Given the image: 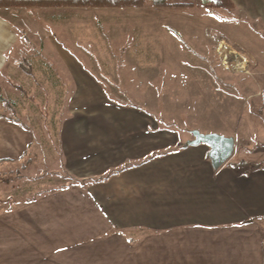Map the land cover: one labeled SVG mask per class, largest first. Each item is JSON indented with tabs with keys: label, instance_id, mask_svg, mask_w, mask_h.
I'll return each instance as SVG.
<instances>
[{
	"label": "crops",
	"instance_id": "crops-1",
	"mask_svg": "<svg viewBox=\"0 0 264 264\" xmlns=\"http://www.w3.org/2000/svg\"><path fill=\"white\" fill-rule=\"evenodd\" d=\"M232 1L243 20L262 22L264 27V0ZM176 7H0V76L26 81L36 80L37 71L44 73L38 53L31 58L34 69L29 74L12 52L22 15L37 19L40 11L100 8L121 13L127 21L126 16H136L140 36L133 46L122 47L121 53L110 46L99 48L96 64L115 70L142 63L146 30H163L167 15L177 14L170 10ZM32 26L38 30L41 25ZM111 28L116 38L130 30L125 23H112ZM72 56L62 61L72 68L77 97L61 125L60 144L67 172L80 182L8 206L12 209L0 208V264H264V41L252 58L257 88L244 91L243 104L255 102L253 118L230 127L232 132L203 131L236 139L234 155L217 170L207 157L206 144L164 148L165 130L144 112L128 117L106 98L103 105L79 102L83 95L107 92L85 61ZM239 56L248 65V58ZM87 61L98 69L94 58ZM136 69L142 71L136 82V88L143 89L139 94H149L144 73L149 64ZM45 79L49 94H65V83L46 75ZM5 87L1 83L0 96L10 102L0 99V162L11 165L34 146L35 135L30 125L6 113L16 108L18 97H6L15 92ZM242 161L246 164L235 165Z\"/></svg>",
	"mask_w": 264,
	"mask_h": 264
},
{
	"label": "rangeland",
	"instance_id": "rangeland-1",
	"mask_svg": "<svg viewBox=\"0 0 264 264\" xmlns=\"http://www.w3.org/2000/svg\"><path fill=\"white\" fill-rule=\"evenodd\" d=\"M183 1L190 3L192 8L170 9L177 14L167 15L163 30L157 27L146 30L141 41L142 63H129L115 70H106L96 64L98 52L102 51L99 48L110 46L111 51L117 49L121 53L122 47L133 46L140 36L135 29L136 16H126L127 21L121 13H107L100 8L40 11L37 19L22 15V23L16 24L18 40L12 52L28 69L33 68L31 58L38 53L44 60L45 70L44 73L36 72V80L7 78L5 73L0 76V85L4 83L5 91L15 92L14 96L7 94L6 97L13 100L18 97L16 108L9 107L6 113L30 125L35 135L34 146L21 161L11 165L0 162L1 209L25 203L41 190H53L70 183L60 144V129L71 113L77 89L72 68L62 61L65 56L73 55L85 61L84 66L101 78L107 92L106 96L83 95L79 102L103 105L106 98L113 106L124 109L128 117L131 112H144L151 120L159 122L160 130H165L164 148L167 150L179 149L177 146L181 142L193 138V129L229 131L230 127L253 118L255 102L243 104L244 91L257 88L252 78V58L264 41L263 23L243 20L234 9L212 7L208 5L209 0ZM56 16L59 22L53 20ZM36 22L41 25L38 30L32 26ZM112 23L128 24L130 30L116 38ZM223 44L231 45L230 49L248 58L247 72L222 64L220 52L226 51H219L218 47ZM230 57L236 58L234 53ZM90 58L95 59L98 69L91 67L87 61ZM147 63L149 70L144 73L148 75L149 94H139L143 89L136 88V82L142 71L136 68ZM45 75L65 83L62 89L65 94H49L51 89L45 87ZM15 85L25 86L28 93L11 89ZM233 160L237 161L238 157Z\"/></svg>",
	"mask_w": 264,
	"mask_h": 264
},
{
	"label": "trees",
	"instance_id": "trees-1",
	"mask_svg": "<svg viewBox=\"0 0 264 264\" xmlns=\"http://www.w3.org/2000/svg\"><path fill=\"white\" fill-rule=\"evenodd\" d=\"M146 5H151L155 7H165V6H180V5H190V3H169L167 0H0V7H62V6H69V7H144ZM208 5L212 7H219L228 10L234 9V2L232 0H209ZM25 67V65H24ZM26 71L31 73L32 71L27 67ZM18 88L24 93L27 94V91L24 87L18 86ZM5 103L9 104L10 100L0 96ZM185 147V142H181L177 148ZM30 152L27 151L25 156ZM24 156V157H25ZM240 164L245 165L246 161L235 163L236 166H240ZM70 175V183L63 184L58 188L55 189H45L41 190L36 194L33 198L27 200V202L36 200L48 193L64 189L67 186L75 183H79L80 180ZM13 207H8L7 209H12Z\"/></svg>",
	"mask_w": 264,
	"mask_h": 264
},
{
	"label": "water",
	"instance_id": "water-1",
	"mask_svg": "<svg viewBox=\"0 0 264 264\" xmlns=\"http://www.w3.org/2000/svg\"><path fill=\"white\" fill-rule=\"evenodd\" d=\"M193 138L185 142V146L206 144L210 147L208 159L215 170L225 164L233 155L236 148L234 136L224 135L218 132H202L199 129L191 130Z\"/></svg>",
	"mask_w": 264,
	"mask_h": 264
},
{
	"label": "built area",
	"instance_id": "built-area-1",
	"mask_svg": "<svg viewBox=\"0 0 264 264\" xmlns=\"http://www.w3.org/2000/svg\"><path fill=\"white\" fill-rule=\"evenodd\" d=\"M230 46L231 45H220L218 47L219 51H223L225 50L226 52L223 54V52H220L221 53V62L222 64L227 68V66L230 64L234 67H237L238 70H245L246 68V64H245V60H243L240 56H239V53L236 51V50H233L232 48L230 49ZM231 53H234L236 58L235 59H232L230 57Z\"/></svg>",
	"mask_w": 264,
	"mask_h": 264
}]
</instances>
